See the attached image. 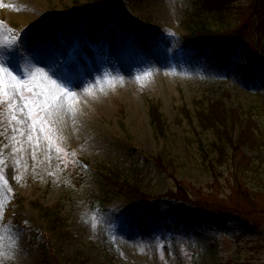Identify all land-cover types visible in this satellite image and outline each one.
<instances>
[{"label": "rangeland", "instance_id": "374dc122", "mask_svg": "<svg viewBox=\"0 0 264 264\" xmlns=\"http://www.w3.org/2000/svg\"><path fill=\"white\" fill-rule=\"evenodd\" d=\"M198 7V0H0V264H64L81 253L89 264H264V0H231L222 23L217 10L195 20ZM198 22L235 45L228 58L219 55L222 68L184 44ZM13 88L29 101L41 95L40 105L60 98L41 111L36 131ZM217 101L248 113L257 130L252 149L226 146L218 157L212 145L221 128L199 119ZM62 117L81 129L69 135ZM229 129L236 138L240 127ZM107 171L158 197L161 217L123 195L99 203L98 173ZM53 217L68 233L60 250Z\"/></svg>", "mask_w": 264, "mask_h": 264}, {"label": "trees", "instance_id": "16d2710c", "mask_svg": "<svg viewBox=\"0 0 264 264\" xmlns=\"http://www.w3.org/2000/svg\"><path fill=\"white\" fill-rule=\"evenodd\" d=\"M231 0H198V9L197 13L193 15L194 19H198L202 10H217L220 13V21L222 19L223 13L226 9V5ZM99 2V1H98ZM97 2V3H98ZM123 21L124 28H130L132 26V20ZM222 23V21H221ZM261 32L264 34V17L260 22ZM184 44H194L195 47L199 50L198 57H204L202 54H208L210 58L214 60L215 67L222 68L224 66L223 63L219 61V55H223L224 58H228L232 53L235 52V45L229 41L228 38L221 36L218 31L209 30L203 23L198 22L197 26L193 31H191L190 35L185 36L183 38ZM207 62V61H206ZM151 123L154 124L155 129L158 132L163 131V126L160 122V115L157 113V109L152 107L149 112ZM199 119L203 125L211 126L214 128H221L218 131V140L219 143L217 145H212L219 154L218 157L222 156L221 160L226 156V146H228L234 152H242L244 149L249 148L252 149L255 144L257 130L253 128L252 122L249 120L250 117L248 113L245 111H241L238 108H225L218 101L212 105H210L206 113L202 116H199ZM239 126L240 130L237 137H232V131L229 127ZM241 146V148L238 147ZM200 150L203 152V156H206L204 149L200 146ZM160 160V158H159ZM221 160H217V162L221 163ZM100 184H101V192L96 199L99 203L103 204L107 197H112L114 195H123L126 197L133 206L144 205L149 210L152 216L155 219H159L161 213H159L155 206L158 202V197H153L143 193L137 182H130L127 179L121 178L119 174L107 171L98 173ZM177 193H181V190L178 189ZM182 194V200L186 197V195ZM174 198L175 202H178L181 199L175 197V193H172L171 198ZM149 198V199H147ZM179 206V207H178ZM178 209L181 208V205H177ZM127 210L120 211L119 214L126 212ZM196 212V211H195ZM195 212L191 213L188 219L194 217ZM184 215H181L182 220ZM178 220V219H177ZM189 221V220H187ZM215 231H221L224 226L223 221L216 216L214 221ZM50 228L54 235V246L55 248L59 245L58 250H60V244L64 241V238L67 233V229L65 223L57 217H53L50 219ZM35 231L32 230L31 242H35ZM110 252V251H108ZM58 253V251H57ZM59 254V253H58ZM60 256V254H59ZM111 261H115L114 258L109 257ZM59 260V259H58ZM90 260L87 258L86 254L78 255L74 258H65L64 264H89ZM57 264H59L57 262ZM114 264H120L116 261Z\"/></svg>", "mask_w": 264, "mask_h": 264}, {"label": "snow or ice", "instance_id": "6c2138e0", "mask_svg": "<svg viewBox=\"0 0 264 264\" xmlns=\"http://www.w3.org/2000/svg\"><path fill=\"white\" fill-rule=\"evenodd\" d=\"M5 71L2 67H0V72ZM8 75L11 77V79L15 80L16 77L12 75L11 72L8 73ZM14 96H19L20 99L25 100L26 102L23 105V111L24 109H27L31 118H32V125L31 130L36 131L37 130V121L39 120V123L41 125L44 124V119L41 118V111H44L45 113L50 112L54 107L55 103H58L59 99L58 97L53 96L51 100L47 99L46 97L44 99L43 105L39 104V101L42 99L41 95H35L34 100H27L25 97V90L23 88H20L18 91L16 88L12 89ZM0 94H2V91H0ZM28 96L34 95L32 90H28L27 93ZM13 119H16V117H13ZM39 131L44 132L45 129L43 126L39 128ZM23 135V133H21ZM29 139H32L31 136H29Z\"/></svg>", "mask_w": 264, "mask_h": 264}, {"label": "bare ground", "instance_id": "6f19581e", "mask_svg": "<svg viewBox=\"0 0 264 264\" xmlns=\"http://www.w3.org/2000/svg\"><path fill=\"white\" fill-rule=\"evenodd\" d=\"M64 108H66V103L62 105ZM78 121L76 118L73 117H62V122L64 125V129L68 132L69 135H73L74 130L78 129L80 130V126L78 125ZM80 122V121H79ZM181 216V213L179 217Z\"/></svg>", "mask_w": 264, "mask_h": 264}]
</instances>
